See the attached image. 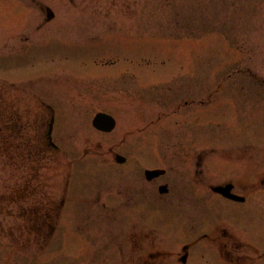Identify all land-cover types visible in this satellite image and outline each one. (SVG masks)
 Here are the masks:
<instances>
[{
  "label": "rangeland",
  "instance_id": "rangeland-1",
  "mask_svg": "<svg viewBox=\"0 0 264 264\" xmlns=\"http://www.w3.org/2000/svg\"><path fill=\"white\" fill-rule=\"evenodd\" d=\"M6 1L0 264H181L186 243V264H264V0ZM98 111L113 131L92 127ZM161 166L158 197L143 171ZM223 182L244 202L210 192ZM38 198L42 223L27 214ZM185 202L205 221L177 227L168 210Z\"/></svg>",
  "mask_w": 264,
  "mask_h": 264
},
{
  "label": "water",
  "instance_id": "water-1",
  "mask_svg": "<svg viewBox=\"0 0 264 264\" xmlns=\"http://www.w3.org/2000/svg\"><path fill=\"white\" fill-rule=\"evenodd\" d=\"M51 15L52 14L49 12V17H51ZM92 121L94 127L104 131H109L110 129H112L115 123V121L111 118V116L109 115L107 116L102 113H98V115H96Z\"/></svg>",
  "mask_w": 264,
  "mask_h": 264
},
{
  "label": "flooded vegetation",
  "instance_id": "flooded-vegetation-1",
  "mask_svg": "<svg viewBox=\"0 0 264 264\" xmlns=\"http://www.w3.org/2000/svg\"><path fill=\"white\" fill-rule=\"evenodd\" d=\"M8 108H9V105H8ZM165 174H166V172L165 173H163L161 176H158L157 178H155V180L157 181V180H161L162 179V177H164L165 176ZM169 174V173H168ZM167 174V175H168ZM154 179H152V181H153ZM152 181H150V182H152ZM163 181L166 183V181H165V179H163ZM153 183V182H152ZM152 183H148V184H152ZM166 184H168V183H166ZM169 185V184H168ZM187 190H192V188L191 187H189ZM193 194H195V193H193ZM191 192H187V194H186V196L190 199L189 201H191L192 200V197H190V195H193ZM168 195V194H167ZM167 195H165V196H167ZM138 223H141V222H138ZM217 231V230H216ZM215 240H219L218 238H216ZM228 243L226 242L225 244H224V248L223 249H230L228 246Z\"/></svg>",
  "mask_w": 264,
  "mask_h": 264
}]
</instances>
